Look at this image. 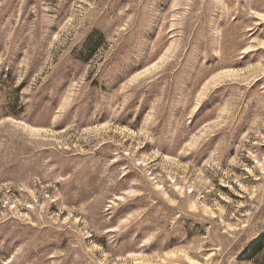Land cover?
<instances>
[{"label": "rangeland", "instance_id": "374dc122", "mask_svg": "<svg viewBox=\"0 0 264 264\" xmlns=\"http://www.w3.org/2000/svg\"><path fill=\"white\" fill-rule=\"evenodd\" d=\"M258 241L264 0H0V264H264Z\"/></svg>", "mask_w": 264, "mask_h": 264}, {"label": "trees", "instance_id": "16d2710c", "mask_svg": "<svg viewBox=\"0 0 264 264\" xmlns=\"http://www.w3.org/2000/svg\"><path fill=\"white\" fill-rule=\"evenodd\" d=\"M252 249H253V253H259V251L264 250V242L258 241L257 244ZM258 264L260 263L258 262Z\"/></svg>", "mask_w": 264, "mask_h": 264}]
</instances>
